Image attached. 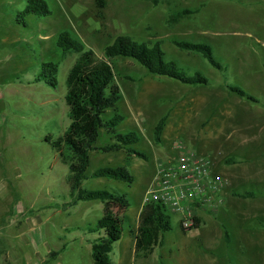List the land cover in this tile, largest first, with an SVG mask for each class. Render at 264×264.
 Listing matches in <instances>:
<instances>
[{
	"label": "rangeland",
	"instance_id": "rangeland-1",
	"mask_svg": "<svg viewBox=\"0 0 264 264\" xmlns=\"http://www.w3.org/2000/svg\"><path fill=\"white\" fill-rule=\"evenodd\" d=\"M23 1L0 0V264H28L36 247L41 254L47 249L60 254L46 264H93L92 243L103 235L88 232L102 218L103 204H72L68 166L47 142L60 139L69 124L66 80L80 56L57 48L62 31L98 57L117 36L159 42L166 61L188 76L198 72L208 80L206 86L182 84L186 92L169 97L154 86L163 81L134 60L112 61L121 99L103 119L124 117L117 134L136 132L134 125L140 121L142 135L133 148L145 155L127 164L122 152H90L81 189L106 190L124 196L129 204L112 261L264 264V0H44L51 14L28 17L26 26L16 25L14 13L7 9H22ZM185 10L193 13L172 22ZM172 40L209 45L221 69L201 54L179 49ZM42 62L59 64L55 88L34 81ZM232 88L256 103L237 96ZM166 114L163 140L157 144L155 127ZM107 142L103 132L98 144ZM175 142L210 158L214 173L227 179L224 203L193 231H183L178 216L169 213L172 228L160 238L162 245L135 259L130 234L135 214L158 163L165 161L158 152L176 157L180 151ZM227 159L234 163L226 164ZM119 166L127 167L132 184L90 177L98 168ZM247 192L255 195L246 197ZM21 207L31 210L40 223L11 224L13 216H21ZM16 250L21 252L18 259Z\"/></svg>",
	"mask_w": 264,
	"mask_h": 264
},
{
	"label": "trees",
	"instance_id": "trees-1",
	"mask_svg": "<svg viewBox=\"0 0 264 264\" xmlns=\"http://www.w3.org/2000/svg\"><path fill=\"white\" fill-rule=\"evenodd\" d=\"M150 1L157 4L159 0ZM23 4L22 9L7 7L14 13L16 25L26 26L25 19L28 17L40 18L51 14L44 0H24ZM191 13L193 12L187 10L180 11L171 20L174 22L177 18ZM172 43L181 50L201 54L213 67L221 69L209 45L175 40H172ZM56 46L62 53L74 51L80 53V56L66 80L67 90L64 100L68 107L69 124L60 139L55 141L50 139L47 142H50L62 162L68 166V183L70 196L73 197L72 202L100 201L104 206L102 218L88 231L89 233H103L91 246L93 264H116L112 261L110 254L113 251V245L121 239L122 224L129 204L124 196L106 190L84 191L81 189L82 182L87 179L90 152L113 153L123 150L126 152L127 164H130L132 155L145 157L133 148L139 143L136 132L117 134L116 128L124 120L123 116L115 114L107 120L103 119L105 112L114 109L121 99L120 88L115 83L116 76L112 61L117 58L132 59L148 74L168 77L183 85L206 86L208 80L198 72L188 76L174 62L166 61L159 42L138 43L126 36H117L112 44L105 47L103 56L98 57L92 50L86 49L78 38L67 31H62L57 37ZM58 65L55 62H42L34 81L43 82L55 88ZM126 78L129 79L128 76ZM230 90L237 96L245 97L256 103L243 91L236 88ZM167 117V115L162 117L155 127L154 140L157 144L161 141ZM102 131L108 134L110 142L98 146ZM225 163L233 164L234 160L227 159ZM90 177L107 178L126 184H132L134 180L126 166L102 167L95 170ZM254 195L252 192H247L244 196L253 197ZM199 226L200 221L197 220L192 230H197ZM171 228L170 214L164 206L159 203L144 205L139 212L136 227L130 231L134 244V258L150 255L156 246L162 245L160 238ZM223 229L227 240L228 233L225 227ZM57 254L53 252L51 257Z\"/></svg>",
	"mask_w": 264,
	"mask_h": 264
},
{
	"label": "built area",
	"instance_id": "built-area-1",
	"mask_svg": "<svg viewBox=\"0 0 264 264\" xmlns=\"http://www.w3.org/2000/svg\"><path fill=\"white\" fill-rule=\"evenodd\" d=\"M174 148L180 153L158 163L142 203L164 206L178 216L180 227L187 231L223 205L228 182L214 173L210 158L186 151L181 143H175Z\"/></svg>",
	"mask_w": 264,
	"mask_h": 264
},
{
	"label": "crops",
	"instance_id": "crops-1",
	"mask_svg": "<svg viewBox=\"0 0 264 264\" xmlns=\"http://www.w3.org/2000/svg\"><path fill=\"white\" fill-rule=\"evenodd\" d=\"M155 77H157V79H159V80H161V81H163V83H154V86L156 85V86H158V87H161V89H163V95H168L169 97H171V96H174V95H176V94H178V95H180L181 93H184V92H186V91H184L185 90V88H184V86L180 83V82H178V81H176V80H174V79H171V78H168V77H163V76H155ZM177 84H179V85H177ZM174 87L175 89H172V88H169V87ZM168 87V88H167ZM183 96V95H182ZM138 114H140L139 112H138ZM168 117H169V114H166ZM166 115H164V116H166ZM163 116V117H164ZM168 117H167V119H168ZM167 121V120H166ZM165 125H166V122H165ZM165 126H164V129H163V131H162V134H161V141L163 140V133H164V131H165ZM134 129H135V131H136V133H137V135H138V137H139V142H140V138H141V135H142V130H143V127H142V125H141V122L140 121H136V123H135V125H134ZM103 132H105V131H102L101 132V135H102V133ZM106 133V132H105ZM107 134V133H106ZM100 135V136H101ZM108 135V134H107ZM100 140V139H99ZM161 141H160V143H161ZM109 142H110V138H109ZM98 143H99V141H98ZM97 143V145L98 146H101V145H104V144H106V143H102V144H98ZM108 143V142H107ZM175 143H179V142H175ZM101 152V151H100ZM119 152H122V153H124L125 154V160H126V152L125 151H123V150H120ZM158 152V151H157ZM113 153H115V152H113ZM158 154H159V156H162L164 159H166L167 157H166V155L164 154V153H162V152H158ZM135 157H137V156H134V155H132V158H131V161L135 158ZM90 164V163H89ZM99 169V168H98ZM97 170V169H96ZM94 172V171H93ZM92 172V173H93ZM67 182H68V179H67ZM68 186H69V183H68ZM69 195H70V189H69ZM73 198V197H72ZM4 199H6V198H4ZM143 199V198H142ZM79 202H91V201H79ZM73 205H75L76 203H72ZM142 207H143V203H142V200H141V202H140V205H139V208H138V211H137V213L135 214V219L133 220L134 221V225L136 224V222H137V218H138V215H139V212L141 211V209H142ZM62 210H65V208L64 209H62ZM19 211H20V214L19 215H21V216H19V217H17V216H13L12 218H11V224H14V223H17L18 221H20L22 224H23V226L24 225H26V224H29L30 226H34V223H40V219H39V221H38V218L37 217H35L34 215H32V212H31V210L30 211H27L26 210V208H24L23 209V207H21V210H18V213H19ZM13 215V214H12ZM206 216H204L202 219H201V221H200V224L206 219L205 218ZM181 228V227H180ZM199 229V228H198ZM191 231H193V230H191ZM39 232H40V230H39ZM42 239H39V241L38 242H40ZM34 241V240H33ZM36 246V245H35ZM60 250V249H59ZM17 251V254L16 253H14L15 254V256H14V258H16V259H18V258H20V254H21V252L19 251V250H16ZM53 252H57V251H51V250H49V249H47L46 250V252H44V254H41L40 252H39V250L37 249V247L35 248V250L33 251V252H31V254L32 255H30V257L28 258V264H46V262L48 263L50 260H51V253H53ZM60 255V254H59ZM59 255H57L56 256V258H55V260L59 257ZM36 256H38V260H36V262H34V259H35V257ZM52 260H54V259H52ZM34 262V263H33Z\"/></svg>",
	"mask_w": 264,
	"mask_h": 264
}]
</instances>
